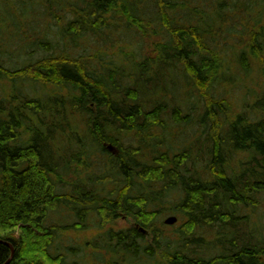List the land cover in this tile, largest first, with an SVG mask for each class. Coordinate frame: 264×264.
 Returning a JSON list of instances; mask_svg holds the SVG:
<instances>
[{
    "label": "trees",
    "instance_id": "obj_1",
    "mask_svg": "<svg viewBox=\"0 0 264 264\" xmlns=\"http://www.w3.org/2000/svg\"><path fill=\"white\" fill-rule=\"evenodd\" d=\"M31 1L0 0V264H264V85L220 88L264 65V0Z\"/></svg>",
    "mask_w": 264,
    "mask_h": 264
},
{
    "label": "rangeland",
    "instance_id": "obj_2",
    "mask_svg": "<svg viewBox=\"0 0 264 264\" xmlns=\"http://www.w3.org/2000/svg\"><path fill=\"white\" fill-rule=\"evenodd\" d=\"M34 3H32V7H34V4L36 2V0H33ZM35 14V13H34ZM30 20L32 19V17L29 18ZM39 21L45 22L44 18H39ZM120 44V43H119ZM148 47V46H147ZM117 50V48L115 49ZM114 50L112 51L111 54H113ZM145 54H149V51H146ZM262 68H264V65H262L260 62L253 64V73L252 75L248 74V75H243L242 73L238 72V69L236 67H233V70L231 72V78H233V81L228 83V85L224 84L223 87L220 86V88L222 90H224V92L226 91L227 94V100L230 102V105H232V112L233 114L237 115L238 112H241L243 110V107L249 108L251 106L254 105L257 97L261 91L262 86L264 85V71L260 72L262 70ZM240 77V81L239 78ZM8 85H10L9 82L0 80V101L1 99H3V96H1V94H4L2 89L3 86L6 85V89L8 88ZM39 88V94H43V93H50V94H56L57 91L55 89H53L54 87L52 85H49V87H43ZM224 88V89H223ZM17 89V90H16ZM16 91L19 93L18 88L16 87ZM43 89V90H42ZM15 91V92H16ZM15 92H12L10 96H12ZM233 115L232 118L235 116ZM202 128L199 125H195V126H189V127H185V126H181L178 125L176 127V130H174V134H175V140L176 142H178V146H180L181 148L185 147V145L190 146L191 144L196 143L197 145H199V143H201L203 141L202 136L200 135ZM68 133H72V131H69ZM71 134H67V135H63L64 137H68ZM249 155H244V154H240V155H235L233 161H231V163H229V165L234 169V171H239L240 169V162H245L248 159ZM75 167V166H74ZM81 167H79L80 169ZM89 171H95V168L93 170ZM96 173V172H95ZM65 181H67V183H74L75 179L73 174L70 175H65L64 176ZM211 179V177H209ZM246 212H248L249 216L251 217V219L254 222V225L257 226L259 225L258 221L261 219V217H264V201L261 205V207L259 208H254V209H247L244 213L246 215ZM171 213V212H170ZM168 215H164V217L162 218V220L165 223V220L169 217L175 216L178 218V222L175 225H166L167 228L166 230L169 232L171 230H175L177 228H179V226L181 225V220L180 216L175 215V214H169ZM261 216V217H258ZM264 219V218H263ZM132 221L127 218L126 216H122L120 217L117 222H115L113 225L107 226L106 229H114V230H121V229H129L132 226ZM165 226V227H166ZM97 234V231H85V232H69L66 233L64 236L65 237H69L71 239H73L74 243H79V244H85V242L88 241H92L93 238H95V235ZM91 248V247H90ZM93 250L89 249L86 252L91 253ZM87 253V254H88ZM90 260H92L90 258ZM99 264H102V262ZM105 264V263H104Z\"/></svg>",
    "mask_w": 264,
    "mask_h": 264
},
{
    "label": "water",
    "instance_id": "obj_3",
    "mask_svg": "<svg viewBox=\"0 0 264 264\" xmlns=\"http://www.w3.org/2000/svg\"><path fill=\"white\" fill-rule=\"evenodd\" d=\"M109 149L114 150L115 148L112 145H110ZM177 222H178V218L175 216L169 217L165 220V224L170 225V226L175 225ZM140 232L143 234H148V232L144 228H141ZM4 243H6L11 248V251H12V256H11L10 260L7 262V264H9L14 257L15 249L11 243H8V242H4Z\"/></svg>",
    "mask_w": 264,
    "mask_h": 264
},
{
    "label": "flooded vegetation",
    "instance_id": "obj_4",
    "mask_svg": "<svg viewBox=\"0 0 264 264\" xmlns=\"http://www.w3.org/2000/svg\"><path fill=\"white\" fill-rule=\"evenodd\" d=\"M110 150H111V149H110ZM111 151H113V152L115 151V154L117 153L115 149H114V150H111ZM90 231H91V230H90ZM81 232H83V231H81Z\"/></svg>",
    "mask_w": 264,
    "mask_h": 264
},
{
    "label": "bare ground",
    "instance_id": "obj_5",
    "mask_svg": "<svg viewBox=\"0 0 264 264\" xmlns=\"http://www.w3.org/2000/svg\"><path fill=\"white\" fill-rule=\"evenodd\" d=\"M110 146V145H109ZM137 228H139V225H137Z\"/></svg>",
    "mask_w": 264,
    "mask_h": 264
}]
</instances>
